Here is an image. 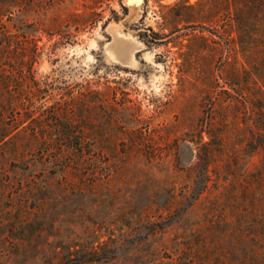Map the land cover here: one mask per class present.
<instances>
[{
  "label": "rangeland",
  "instance_id": "rangeland-1",
  "mask_svg": "<svg viewBox=\"0 0 264 264\" xmlns=\"http://www.w3.org/2000/svg\"><path fill=\"white\" fill-rule=\"evenodd\" d=\"M2 27L57 161L0 148V264H264V0H0Z\"/></svg>",
  "mask_w": 264,
  "mask_h": 264
},
{
  "label": "trees",
  "instance_id": "trees-1",
  "mask_svg": "<svg viewBox=\"0 0 264 264\" xmlns=\"http://www.w3.org/2000/svg\"><path fill=\"white\" fill-rule=\"evenodd\" d=\"M1 35L6 40L0 38V60L5 58V63L12 64L10 61L13 59L11 54L13 52L22 51L25 53V47L22 44L16 43L13 40L14 36L6 30L5 27L1 29ZM5 54V56L3 54ZM24 56V54H23ZM36 51H33V55L28 63H25L24 59L18 61V77L15 78V66L10 65L11 70L8 72V76L1 72L0 67V148L9 149L10 153L14 157H21V154L38 153L40 155V163L43 165H54L57 159L52 158L54 141L48 139L40 133V129L32 125L37 119H40L37 115L43 106H39V100L42 99L41 91L37 89L39 83L35 80H29L32 76V63L35 62ZM8 60V61H6ZM17 71V70H16ZM15 72V74L13 73ZM48 114L46 119H53L56 112L52 108H47ZM23 119L30 120L29 125L32 133L30 135L20 134V126L23 125ZM65 142V140H64ZM209 144L201 145L199 154L197 156L198 162L195 164V168H201L204 178L203 188L200 189V193L203 192L210 181V168L213 164V157L211 153L203 151V148H207ZM253 150H258L264 147V134L252 140L248 144ZM60 152H65L64 144L58 147ZM66 168V165H62Z\"/></svg>",
  "mask_w": 264,
  "mask_h": 264
},
{
  "label": "water",
  "instance_id": "water-1",
  "mask_svg": "<svg viewBox=\"0 0 264 264\" xmlns=\"http://www.w3.org/2000/svg\"><path fill=\"white\" fill-rule=\"evenodd\" d=\"M141 0H129V3L131 4H137L139 3Z\"/></svg>",
  "mask_w": 264,
  "mask_h": 264
}]
</instances>
